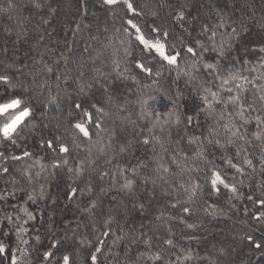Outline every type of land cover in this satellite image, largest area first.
Wrapping results in <instances>:
<instances>
[{
  "label": "trees",
  "instance_id": "1",
  "mask_svg": "<svg viewBox=\"0 0 264 264\" xmlns=\"http://www.w3.org/2000/svg\"><path fill=\"white\" fill-rule=\"evenodd\" d=\"M41 2L43 7L35 8L32 0H0V74L11 77L10 85L0 83V91L22 94L34 110L14 144L0 143V152L9 157L0 166L10 173L0 176V190L15 192L0 203V240L11 248L0 256V264H11L12 256L17 264H63L64 255L70 264H92L93 253L96 264H264V218L253 219L264 211L254 203L264 199L259 162L264 141L253 137L255 124L241 128L251 144L239 141L219 148L208 140L227 142L221 127L226 121L218 124L205 112L199 125L185 120L200 104L202 89L212 86L205 64L215 63L222 72L242 66L243 75L264 85L259 79L264 75L259 63L264 57L259 50L264 48V0H131L142 13L135 18L124 5L112 7L103 0ZM179 11L185 14L181 21L175 19ZM127 19L152 42L150 28L167 32L157 39L167 54L180 53L177 63L145 48ZM211 32L216 36L210 39ZM188 47L196 54L188 53ZM214 47L222 48L224 56ZM82 85L91 87L81 91ZM248 88L251 99L255 90ZM75 104L92 114L90 137L74 128L83 120ZM169 112L181 122L165 124ZM149 129L166 152L155 141L143 144ZM211 129L217 130L214 135H209ZM193 137L200 140L189 143ZM48 140L57 150L48 148ZM61 144L68 153L58 151ZM241 146L247 153L233 162L244 172L233 169L229 179L237 191H209L205 162L197 153L205 152L213 166L225 168L220 157H234ZM25 151L31 156L10 159ZM244 156L255 170L242 164ZM128 179L134 181L131 190L122 187ZM195 184L199 188L189 200L191 193L184 188ZM69 186L83 194L69 197ZM177 201L194 210L183 220L180 206H170ZM142 233L151 237L150 249ZM167 238L174 247L163 244ZM48 251L53 256L45 259ZM156 252L163 261L147 258ZM189 253L192 259L185 260Z\"/></svg>",
  "mask_w": 264,
  "mask_h": 264
},
{
  "label": "snow or ice",
  "instance_id": "2",
  "mask_svg": "<svg viewBox=\"0 0 264 264\" xmlns=\"http://www.w3.org/2000/svg\"><path fill=\"white\" fill-rule=\"evenodd\" d=\"M33 6L35 8L43 7L41 0H32ZM103 3L108 6H118L124 5L126 12L132 13L133 17H139L142 13L137 11V8L134 7L131 0H103ZM54 11V10H53ZM184 12L179 11L175 17L176 20L181 21L184 19ZM47 23V21H44ZM128 26L131 27L132 30L135 31L136 39L144 45L145 48L149 50H155L162 56L165 60L168 61L169 64H176L177 57L180 55L179 52H174L173 54H167L165 52V45L157 39L159 36H167V32H161L158 27H153L149 29V33L153 36V39L156 42H152L147 39L141 30V28L134 23L133 19H127L125 22ZM233 33H236V29L232 30ZM216 33L211 32V37H215ZM260 51L264 52V48H260ZM213 51H217L221 57L224 56V51L222 48H213ZM188 53L196 54V50L193 47L187 48ZM260 66L264 67V57L260 58ZM140 68H144L143 64L139 65ZM205 68L209 69L208 75L212 78L211 85L209 87L203 88L201 94L199 95L200 104H198L195 109H193V115H186L185 120L188 125H191L195 122L197 125L200 124L198 119L201 112L207 113L209 116L215 118L216 123L224 122L221 127L224 129L226 133H228V139L225 144H221L219 139L208 140V143L215 144L219 148H227L230 145H236L239 141H245V136L241 133V128L248 124H255L256 131L252 133L253 137L257 141H264V85H257L256 77L249 79L247 75H243V67L241 66V70L239 71H219V65L215 63H209L204 65ZM235 64H233V68ZM145 71H150V69H144ZM51 71V69H48ZM259 79L264 80V75H261ZM11 77L7 74H0V83L10 85ZM248 85L252 86V89L255 90V93L252 94V98H249V88ZM213 86L215 90H213ZM84 87H91V85H82L81 91L84 90ZM219 106L218 108L216 106ZM74 107L76 109H81L83 120L82 122H77L74 124V128L79 130V133H82L85 137H90V132L88 125L92 123V114L86 110H83L81 104H75ZM231 109V111H229ZM33 108L30 106V103L23 98L22 94H14L8 89H4L0 91V143L9 142L14 144L15 138H17L20 132L27 126V123L33 117ZM97 111H102V109H97ZM252 113H258L256 115H252ZM168 119L164 121L165 124L171 122L174 124H178L181 121L178 117L175 116V113H167ZM175 117V118H173ZM237 121L240 122V126L237 127ZM94 126L99 127V124H95ZM216 129H211L209 131V135H214ZM58 139V138H57ZM207 139V137H205ZM200 140L199 137H193L189 140V143H197ZM155 141L156 143H160V138L158 136L152 135V130L149 129L148 136L143 139L144 145H149ZM248 144H251V141H245ZM48 148L53 151L57 150L53 146V141H46ZM160 147L163 151H167L164 148L163 144L160 143ZM261 151L264 152V143L260 146ZM58 151L63 153H68L69 148L64 145L58 146ZM241 152L247 153V149L243 146L235 149L234 157H229L227 155L221 156L220 161L221 165H226L227 167H215L212 165V161L208 160V156L205 152L197 153V156L200 157L201 160L205 162L204 174L206 183L209 186V191H215L219 193L221 191V187L224 189H230L232 192H236L237 188L235 184L229 183L230 175L232 174V170H235V173H243L244 167L241 166L240 163H234L233 160L235 157L241 156ZM31 156L30 152H23L22 156H12L10 159L12 160H21L24 157ZM9 157L5 156L3 152H0V160H8ZM172 162L176 163L175 157L172 158ZM259 162L262 165L261 170L264 171V155H261ZM67 163V161H64ZM242 164L247 165L249 168L255 170V165L251 159H248L247 156L242 157ZM53 167H59V164H54ZM160 168L163 169L164 172H168L167 168L163 167V164L159 165ZM183 170V169H182ZM199 171V169H197ZM83 171V169H81ZM130 171L135 172L136 168L133 167ZM10 174L8 167L0 166V176ZM28 179H31V176L28 173H25ZM38 175V174H37ZM106 175V173H105ZM134 181L128 179L126 183L122 186L123 188H127L129 190L132 189ZM183 187V185L181 186ZM199 188V184H195L190 186L189 188H184L185 192H190L188 199L191 200L192 197L195 196L197 189ZM82 189H77L69 186L68 196L75 197L77 194H83ZM15 192H9L6 189L0 190V203H3L7 200L9 196H14ZM29 200H33L32 196L28 197ZM251 200L252 197H249ZM258 204L261 208H264V199H258L254 202ZM180 206L179 211V219L183 220V214H188L189 216L194 211L193 208L187 206L185 202L177 201L176 203H170L172 208H177ZM95 205H93L94 207ZM139 208L143 210L144 205L140 204ZM26 211V210H25ZM29 219H35L32 213H28ZM264 218V211H261L259 215H255L253 219L260 221ZM5 219H11L10 217H5ZM159 219V217H157ZM189 228L195 227L193 224L186 225ZM143 227V225H141ZM23 231V229H22ZM109 233L105 232L104 235H108ZM146 238L142 241L145 245L152 247L151 245V237H147L146 233H142ZM247 240L253 241L255 248L260 249L261 244L255 242L252 236H247ZM135 242V241H133ZM163 244L174 247V241L171 238L163 239ZM58 243V242H57ZM56 245L53 244V247ZM101 249L99 247L96 248V252H100ZM10 254L11 248L9 245L5 244L2 240H0V256L4 254ZM144 253H141V257H144ZM53 256L51 251L44 253V258L48 259ZM150 260L163 261L164 257L159 253H153L147 257ZM90 259L92 264H96L97 255L95 253L91 254ZM180 259V257H177ZM185 260L192 259L191 254L184 256ZM63 264H70V257L68 255H64L62 257ZM11 264H17V257L12 256Z\"/></svg>",
  "mask_w": 264,
  "mask_h": 264
}]
</instances>
